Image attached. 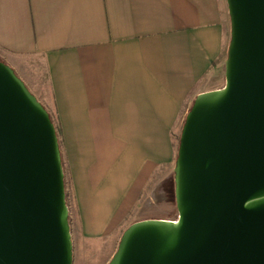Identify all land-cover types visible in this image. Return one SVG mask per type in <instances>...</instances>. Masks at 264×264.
<instances>
[{
    "label": "crops",
    "instance_id": "1",
    "mask_svg": "<svg viewBox=\"0 0 264 264\" xmlns=\"http://www.w3.org/2000/svg\"><path fill=\"white\" fill-rule=\"evenodd\" d=\"M228 11L227 0H0V48L46 72L74 261L84 240L109 239L112 257L147 182L175 164L196 95L225 74Z\"/></svg>",
    "mask_w": 264,
    "mask_h": 264
},
{
    "label": "water",
    "instance_id": "2",
    "mask_svg": "<svg viewBox=\"0 0 264 264\" xmlns=\"http://www.w3.org/2000/svg\"><path fill=\"white\" fill-rule=\"evenodd\" d=\"M224 84L199 92L174 166L177 218L131 222L107 264H264V0H227ZM60 141L0 59V264H73Z\"/></svg>",
    "mask_w": 264,
    "mask_h": 264
},
{
    "label": "rangeland",
    "instance_id": "3",
    "mask_svg": "<svg viewBox=\"0 0 264 264\" xmlns=\"http://www.w3.org/2000/svg\"><path fill=\"white\" fill-rule=\"evenodd\" d=\"M228 29L231 30V22L228 24ZM0 59L10 65L13 64L14 66H12L34 94H36L38 99L50 106L48 80L41 60H39L38 64H36V62L31 65L32 63L28 62L26 56L15 55L1 48ZM217 78L219 85H223L225 81L224 68L220 69ZM179 138L180 135L175 133V141L178 143ZM174 166L175 164L161 166L150 178L146 186L143 188L140 200L132 210L126 225L129 224V222L143 218H177L178 209L176 201L173 198H169L167 192L161 188V182L166 177H174ZM114 245L117 248L118 243L115 241ZM91 246H94V248ZM93 249L94 252H92ZM111 249L112 243L109 242V239H94L93 244L84 240L82 247L79 243L77 244L74 263L107 264L111 258H107L108 255H110Z\"/></svg>",
    "mask_w": 264,
    "mask_h": 264
},
{
    "label": "trees",
    "instance_id": "4",
    "mask_svg": "<svg viewBox=\"0 0 264 264\" xmlns=\"http://www.w3.org/2000/svg\"><path fill=\"white\" fill-rule=\"evenodd\" d=\"M50 115H51V113H50ZM51 117H52V120L55 123L56 129H57V133H58L57 124H56V122H55V120H54L52 115H51ZM178 147H179V143H178ZM161 188H163L167 192V195H169V198H173L176 201V197H175V177H172V176L166 177L161 182ZM66 194H67V191H66ZM67 202H68V200H67Z\"/></svg>",
    "mask_w": 264,
    "mask_h": 264
}]
</instances>
